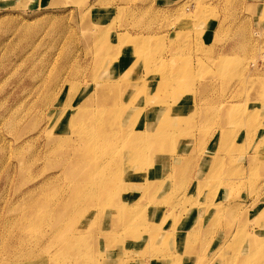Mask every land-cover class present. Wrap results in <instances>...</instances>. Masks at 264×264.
Segmentation results:
<instances>
[{
	"label": "rangeland",
	"instance_id": "374dc122",
	"mask_svg": "<svg viewBox=\"0 0 264 264\" xmlns=\"http://www.w3.org/2000/svg\"><path fill=\"white\" fill-rule=\"evenodd\" d=\"M134 46L139 48L132 53ZM123 77L137 78L143 87L133 92ZM161 80L167 81L163 87ZM98 84L113 86V112L125 108L128 115L142 107L146 114L137 126L145 134L144 120L166 110L175 132L149 149L146 172L124 177L143 189L136 205H128L145 209L139 239L110 247L104 242L95 264H248L247 251L257 254L255 264L263 263L264 219H250L264 206V130L252 132L264 125V0H0V226L28 211L48 213L42 206L26 210L23 193L65 164L44 153L49 120L67 100L74 97L76 106ZM155 94L158 105L148 104ZM94 99L90 106L98 103ZM211 104L222 110L213 106L218 112L211 113ZM212 114L217 120L203 122ZM64 123L53 136L67 133ZM223 134L230 136V150ZM177 155L187 163L174 162ZM64 181L58 178L49 193ZM119 230L109 233L110 242L124 236Z\"/></svg>",
	"mask_w": 264,
	"mask_h": 264
},
{
	"label": "bare ground",
	"instance_id": "6f19581e",
	"mask_svg": "<svg viewBox=\"0 0 264 264\" xmlns=\"http://www.w3.org/2000/svg\"><path fill=\"white\" fill-rule=\"evenodd\" d=\"M120 39L121 38H117L118 41ZM87 41L89 43V40H86V42ZM90 41V43H92V40ZM87 45L88 44H86V47ZM138 48V46H134L132 49V53L136 52ZM159 49H156L155 52L157 53ZM158 59L154 61V63L157 65H159L156 62L158 61ZM127 72L128 71L125 72V76ZM196 79L198 80V78ZM120 80H122V83H124L123 81H126L127 84H131V86H129V89L133 92L140 90V88L143 87L142 84L144 83H142L137 78L130 79L123 77ZM162 81L164 82V80H161V82ZM163 82L162 87L164 86ZM112 87L113 86L110 85H96L94 89L92 88L93 90H91V94H89V96H85V99H83L82 101H78L79 103L76 106H71L72 101H74V97L70 98V100H67L68 103H65L62 109H60V112L57 114V116L55 118L53 117L52 121L49 120L50 126L48 127L47 138L48 143L50 144V148H48L47 151L45 150L46 152L44 153L46 155V153L48 152V154L56 158L62 157V160H65V164L63 163V166L61 165L59 168L57 167L54 174H50L42 178L41 180L39 179L40 181L34 182V184L31 185V187H29L23 193V195H25L29 199V205L27 203V209L25 207L26 210H28V208L36 209L42 206L49 209L48 213H35L34 211H28L25 213L23 212V216L26 215V217L21 218V216H17L6 218V223L3 226H0V250L2 252L10 251L11 253H13L12 255H5L3 252V254L0 255V264H57L56 258H59L62 261L65 260V264H95L97 259L98 247H101V250H104V242L108 247H110L111 243L112 245H115L117 243H120V245L131 244L133 240H136L135 242H137V240L139 239L140 231L138 230V227H142V225H144L145 223V209L142 210L143 208L140 207L135 210V206L128 207V205L132 204L133 202V204H135V200L142 196L141 192H143V189L142 191L138 189H141L140 181L130 180L129 182H125L124 177H133V174L131 173L146 172V170L149 169L148 165H150L148 164V155L150 154L149 149L154 147L157 148L159 145H161V143H159L160 141H164L168 138L167 134L171 135V133L173 134L175 131L169 128L170 118L168 117L169 115L166 114L170 112L169 110H166L167 112L165 111L157 113V117L151 119L150 122L148 120H144V125H146V134L142 132V125L137 126L138 123H140L138 122L140 120V117L142 118L146 114L145 113L143 115L142 111H140L142 107L140 108L139 106L140 109L137 112L126 113L128 115H124L125 108L124 110L113 112L111 109V107H114L112 101L113 98L112 94H109L111 91H113ZM160 88L161 87H158L159 90ZM258 94L261 96L260 93ZM206 95L208 96V94ZM205 96H203V98ZM52 97H54V95ZM93 98H95L94 100H97L98 103H96V105L90 106ZM205 98L208 99V97ZM127 99H135V96H127ZM154 100L155 102L149 99L148 104H157V96ZM199 100L200 99H198V101ZM205 101L207 100L205 99ZM53 102L54 101H52L51 103ZM144 102L141 103V106H144ZM202 102L204 101L202 100ZM205 104L206 103H204V105ZM133 105L135 104L133 103ZM214 105L215 104L209 105L211 107V113L218 112V109H221L220 106ZM88 106L92 108L93 106H96V108L92 109L88 108ZM123 106L124 105H122V107ZM125 106H128V103L125 104ZM213 106L217 107L218 109L214 108L215 110H212ZM72 107H75L73 112L70 111V108ZM209 109L206 110L205 114L202 116H205ZM257 109L254 112L255 114L258 112ZM194 113L199 115V112L196 110L194 111ZM121 115H123V119L119 118V116L121 117ZM214 115L212 114L210 117H207L209 116L207 115L202 119L203 122L209 121L208 124H212L213 121H215L214 119L217 120V118H214ZM64 118L65 123L63 131H67V133H63L61 135L56 134V137L53 136L54 132L57 133L58 125ZM31 119L33 120V117ZM119 119L128 123V126H120V122L118 121ZM38 121L34 119L32 121V124L34 125L36 124V122L38 123ZM225 121L226 123H230L232 121L235 122V119ZM151 122H153V124H151ZM223 122L218 123L223 124ZM208 124L206 123V125ZM202 125L203 128H208L204 127L205 123ZM261 125L262 123L258 124L252 132L257 131V129L259 128L258 126L261 127V130H264V125ZM44 128H41L40 132H42V130L44 131ZM181 131L183 132L184 130ZM127 132H129L130 134H128ZM73 134L74 137L72 139L71 135ZM176 135L179 134L177 133ZM222 137L225 141L223 142L224 149L230 150V148L227 146L228 143L226 142L230 140V136L227 134L225 137V135L223 134ZM71 140L74 143H72ZM183 158L184 155H177L174 158L172 157L174 162H180L182 160V162L187 163V159ZM217 161L219 162V159H217ZM24 163H26V160ZM45 164L46 163H44V165ZM182 166L183 163L179 168H182ZM20 169L21 167H19L18 169L19 172ZM60 177H64V179L67 181H64L65 183L63 185H65V187L60 186L59 190L54 195H51V193L49 192L57 188L56 182ZM200 185L201 184L197 186V189H200ZM44 194L47 195L45 196ZM18 208H20V206ZM263 214L264 206L261 210L255 209L250 220L252 222H261L264 219ZM88 217L89 222L85 226V229H83V222L86 221ZM141 227L139 229H141ZM116 228H120V230H122L121 232L124 231V236L118 238V235H116L117 238L111 239L112 241L110 242L109 233H114L113 230H115ZM151 237H155V235L149 236V239H151ZM99 240L103 241V244H101ZM51 250L53 251V253H51ZM108 251L109 249L104 252ZM260 254L261 252L259 253V255ZM42 255L46 258V260L41 261L40 257ZM243 255L244 261H246L247 259L246 262L248 264H255L254 255H257L255 252L247 251L244 252ZM261 264H264V262Z\"/></svg>",
	"mask_w": 264,
	"mask_h": 264
}]
</instances>
